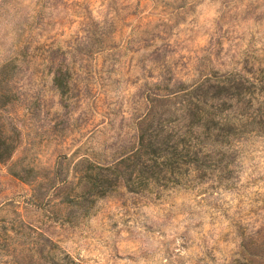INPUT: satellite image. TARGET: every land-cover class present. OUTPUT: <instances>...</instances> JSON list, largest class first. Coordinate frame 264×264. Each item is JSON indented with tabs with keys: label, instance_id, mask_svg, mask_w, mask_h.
Returning <instances> with one entry per match:
<instances>
[{
	"label": "rangeland",
	"instance_id": "1",
	"mask_svg": "<svg viewBox=\"0 0 264 264\" xmlns=\"http://www.w3.org/2000/svg\"><path fill=\"white\" fill-rule=\"evenodd\" d=\"M229 77L247 127L203 174L78 196L79 159L110 163L154 103ZM0 129V264H264V0H0Z\"/></svg>",
	"mask_w": 264,
	"mask_h": 264
},
{
	"label": "trees",
	"instance_id": "2",
	"mask_svg": "<svg viewBox=\"0 0 264 264\" xmlns=\"http://www.w3.org/2000/svg\"><path fill=\"white\" fill-rule=\"evenodd\" d=\"M245 87L242 81L231 77L216 82L203 79L182 95H175L168 112L165 107L158 108L161 103H154L136 126L134 147L106 165L98 164L95 170L84 164L85 158L77 161L84 179L78 196L87 199L90 194L104 195L119 182L135 192L152 184L178 183L190 165L203 174L210 165L206 157L219 152L247 127V122L227 112L232 100L241 98ZM13 147L11 137L0 129V162L9 158ZM62 201L78 203V208L86 213L90 200ZM73 212L69 208L67 215ZM46 264L65 263L51 254L47 255Z\"/></svg>",
	"mask_w": 264,
	"mask_h": 264
}]
</instances>
